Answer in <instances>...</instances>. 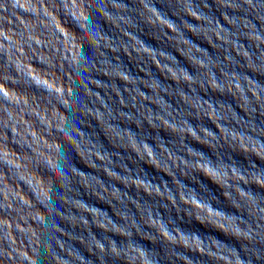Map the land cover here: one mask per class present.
<instances>
[{"label": "water", "instance_id": "95a60500", "mask_svg": "<svg viewBox=\"0 0 264 264\" xmlns=\"http://www.w3.org/2000/svg\"><path fill=\"white\" fill-rule=\"evenodd\" d=\"M0 264H264V0H0Z\"/></svg>", "mask_w": 264, "mask_h": 264}]
</instances>
